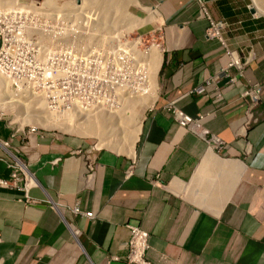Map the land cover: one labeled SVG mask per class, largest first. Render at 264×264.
Returning a JSON list of instances; mask_svg holds the SVG:
<instances>
[{
    "label": "crops",
    "instance_id": "obj_1",
    "mask_svg": "<svg viewBox=\"0 0 264 264\" xmlns=\"http://www.w3.org/2000/svg\"><path fill=\"white\" fill-rule=\"evenodd\" d=\"M128 5L149 20L140 30L161 53L155 99L140 120L134 149L94 150L96 172L89 179L91 144L83 135L12 132L0 120V176L10 174L3 144L9 141L38 184L29 204L18 200L19 191L0 188V264H128L110 261L127 254V224L149 232L152 264H264V96L259 102L242 97L246 86L264 82V19L251 12L250 0ZM202 5L228 22L225 39L244 63L243 75L231 69L237 84L217 80L224 95L219 104L216 87L205 95L191 92L229 62L222 42L207 35ZM173 103L194 117L210 112L202 126L225 147L218 150L200 131L181 126L168 109Z\"/></svg>",
    "mask_w": 264,
    "mask_h": 264
},
{
    "label": "built area",
    "instance_id": "obj_2",
    "mask_svg": "<svg viewBox=\"0 0 264 264\" xmlns=\"http://www.w3.org/2000/svg\"><path fill=\"white\" fill-rule=\"evenodd\" d=\"M2 1V0H0ZM0 5V80L8 83V98L20 105L44 102V110L50 121L67 118H79L93 113L117 112L128 97L144 96L150 87L151 50L155 41L146 43L141 35L130 33L105 34L98 29L95 16H89L82 3H75L74 12L56 11L49 5L37 2V5ZM41 5V6H38ZM202 12L208 20L207 35L218 38L229 55L228 64L215 75L191 92L205 95L212 87L217 88L215 103H222L224 95L216 85L217 80L226 79L229 84L240 82L238 75L231 72L236 67L243 75L244 63L240 53L231 49L225 39L228 22L215 20L202 5ZM99 32V33H94ZM117 32V31H116ZM264 96V82L249 84L242 97H250L259 102ZM168 109L181 126L200 131L210 145L218 150L225 142L218 136L209 134L202 126L210 112L192 116L175 103ZM33 132L39 126H30ZM25 128H18L17 131ZM9 145L8 142H6ZM9 163L8 177L0 176V188L20 192L19 201L25 204L35 202L31 189L37 185L27 165L21 160L19 150L13 146ZM88 153L87 177L93 178L96 163ZM131 166L128 174L133 173ZM87 217H93L90 211L79 206L74 209ZM131 236L127 242V254L117 255L111 260H123L128 264H152L147 257L150 248V234L137 224H127ZM2 240L0 236V241Z\"/></svg>",
    "mask_w": 264,
    "mask_h": 264
},
{
    "label": "bare ground",
    "instance_id": "obj_3",
    "mask_svg": "<svg viewBox=\"0 0 264 264\" xmlns=\"http://www.w3.org/2000/svg\"><path fill=\"white\" fill-rule=\"evenodd\" d=\"M6 1L10 2L11 0H6ZM6 1H4V3ZM78 1H79V3L82 2L81 0H78ZM90 1L92 2V5L90 7L86 6V8L88 9V10L86 9V11H87L88 15L91 16L92 15V13H91L92 9H95L96 15L98 17L102 16V19H103L102 20V29L103 30H107L106 22H108V24H109V21L112 20V23L110 24L112 26V28L117 29L119 33H122V31H123L122 29L124 28L123 25L125 23L129 22L130 19H134V18H130L126 14V8H127L128 4H125V2L122 0H90ZM255 1L260 5L261 9L264 11V0H255ZM2 2H3V0H2ZM7 2L5 3L6 5H7ZM12 2L15 3V5H17V4L22 5V0H13ZM12 2H10V3H12ZM57 3H60V4L65 3L66 5L68 3L67 9H69L70 11L75 10L74 9L75 3L71 2L69 4V2L66 3V2H64V0L63 1L58 0ZM25 4H27V3L25 2ZM66 5H65V7H66ZM85 5H86V2H85ZM60 7H62V6H60ZM114 10H116V11L120 10L119 12H122V13L119 15H115V14H113ZM59 11H60V9H59ZM135 20L137 21V23L139 25H142L141 22H144V24L146 26L149 24V20H148V22L142 21L140 19H135ZM125 29L126 28H124V31H125ZM126 30H128V29H126ZM151 55L153 57V60L151 63L150 79H152V81H153V79L157 77V72L159 71V67H160V63H161V53H160L159 48L156 45L153 46V48L151 50ZM156 84H157V82H156ZM153 86H154V84L152 83L151 88L149 87V90L147 93L148 96H147V94L144 96H139V97L137 95L136 96L134 95V98L132 100H130L129 102L132 103L133 106H134L135 102H137V104L135 103V105H137V106H139L138 104L141 102L140 104H142V106L140 105L139 107L142 109H147L155 99V89H156L157 85H156V87H153ZM150 92H151V94H150ZM141 98H143V99L141 100ZM38 101H40L41 103H38ZM10 102H12V101H10ZM42 104L44 106V102L42 100H37L35 104H31V105L26 104L24 106L21 105L20 112L24 114L23 111L26 110L27 111L26 113L29 115L28 112L30 111V108L32 106L36 105L37 109H36V107H34V108L32 107L31 111H33V109L36 111H39L40 117L39 118L37 117V118H38V120H41L42 111H40V109L44 108L42 106ZM124 105H126V104L124 103ZM129 109H130V106H129ZM124 112H127V111L123 110V112H122L120 109L118 110V112H117V113H119L118 119L113 118L112 116H108L104 113L102 115H99V116L94 117V118H90L91 116L87 115L83 118V121L79 120V118H70L71 120H74V122L78 123V125L69 126L68 128L62 126V121H56V122L50 121L49 116L47 119H42V120L44 121L45 124L47 123V125L49 127L50 126L51 127H55V126L62 127L64 130H68L71 132H73V131L78 132V133L83 134V136L84 135L85 136L96 135L100 138V146H108L110 148L115 147L118 149L119 152L132 153V150L134 149L133 146H135V143L138 139V136H139V133L141 130V124H139L137 122V125H130L128 130L122 128L123 125L121 124V121H122L121 116L123 114H125ZM26 113H25V115H27ZM90 115H93V114H90ZM23 121H24V118H23ZM43 121H41V122H43ZM24 122H26V121H24ZM106 122H108V123H106ZM64 123H66V122H64ZM124 123H125V121H124ZM111 124H116V125H111ZM110 136L113 137L116 141H118V143L120 142V144H118L117 142L111 144L110 143L111 139L109 140Z\"/></svg>",
    "mask_w": 264,
    "mask_h": 264
},
{
    "label": "rangeland",
    "instance_id": "obj_4",
    "mask_svg": "<svg viewBox=\"0 0 264 264\" xmlns=\"http://www.w3.org/2000/svg\"><path fill=\"white\" fill-rule=\"evenodd\" d=\"M4 1H6V0H3V2L1 1L0 2V5H6L5 3L7 2H5L4 3ZM13 0H11L10 2H12ZM63 1V0H62ZM82 2H80V3H82V8L84 7L85 9H87L86 8V6H91L92 5V2L90 1V0H81ZM122 1H124L125 2V4H129L130 3V1L131 0H122ZM10 2H7V5L6 6H11V5H15V3H10ZM25 2H29V3H31V5H37V2H39V3H42V2H44L43 4H46V5H49L50 7H52L54 10H56V11H59V9H60V11H65V12H74V11H70L69 9H67V5H68V3L67 2H69V4L72 2V3H77V2H79L78 0H64V2H66L67 3V5L65 4V3H63V4H60V3H57L58 2V0H22V5H26L25 4ZM85 2H86V5H85ZM250 3L253 5V6H255L256 7V10H257V14H259L260 15V18H262V19H264V11L261 9V7H260V5L255 1V0H250ZM60 6H62V7H60ZM65 5H66V7H65ZM38 6H41V5H38ZM64 6V7H63ZM258 7V8H257ZM75 9V8H74ZM88 10V9H87ZM120 10H118V11H116V10H114L113 11V14H115V15H119V14H121L122 12H119ZM86 13H87V11H86ZM92 15L91 16H95L96 18H97V20H98V22H97V24H96V27L98 28V29H102V16H97L96 15V11H95V9H92ZM95 14V15H94ZM126 14L130 17V18H134V19H130L129 20V22H127V23H125L123 26H124V28H126V29H128V30H126L125 29V31H124V28L122 29L123 31H124V33H130V32H133L132 33V36H138V35H141L143 38H144V40H145V42L146 43H150V42H152V41H154L153 39H152V37H151V35L150 34H142V33H144V31H142V30H140V29H142L144 26H146L145 24H144V22H141L142 23V25H139L138 23H137V21L135 20V19H140V18H138V17H136L134 14H132V12L129 10V5L127 6V8H126ZM87 15H88V13H87ZM140 20H142V21H146V22H148V20H143V19H140ZM112 23V20L111 21H109V24H108V22H106V26H107V30H104L105 31V34H114V33H117V34H120L119 32H118V30L117 29H113L112 28V26L110 25ZM121 30V29H120ZM117 31V32H116ZM122 31V32H123ZM94 33H99V32H94ZM151 54V53H150ZM152 81V79H150V88H151V85H152V83L154 84V86L153 87H156V82H157V77L156 78H154L153 79V81ZM0 85H1V88H2V96H3V92H4V94H9V88H8V83L7 82H5V80H0ZM156 92H157V90H156ZM150 94H151V92H150ZM149 94V95H150ZM156 94H158V92L156 93ZM136 96V95H135ZM147 96H148V94H147ZM139 97V96H138ZM134 98V96L133 97H128L124 102H122V105H123V107L122 108H120V110L123 112V110H125V111H127V112H124L125 114H123L122 116H121V124L123 125V127L122 128H124V129H127L128 130V128H129V126L130 125H137V122L139 123V124H141V122H140V120L141 119H143L142 117H144L145 118V116H146V114H147V112H148V110H149V107L147 108V109H142V108H140L139 106L141 105L142 106V104H138L139 106H137V105H135V103L137 104V102H135L134 103V106H133V104L132 103H130L129 101L130 100H132ZM143 98H141V100H142ZM10 101H12V100H10V99H8V98H5V99H2V101H0V120H2L3 122H5L6 124H7V126H9V127H15L14 129H17V128H20V129H22L23 127L25 128V129H27L28 127L27 126H39V127H41V129H45V130H47V131H57V132H61V133H66V134H69V135H74V136H79V135H83V134H81V133H78V132H71V131H68V130H64L62 127H58V126H55V127H49L48 125H47V123L45 124L44 123V121L42 120V119H47L48 118V114L45 112V110H44V108H42V109H40V111H42V113H41V115H42V118H41V120H38V118L40 117L39 116V111H36V110H34L33 109V111H31V108L33 107H36V109H37V106L36 105H34V106H32L31 108H30V111L28 112L29 113V115L26 113L27 111L26 110H24L23 112H24V114L23 113H21L20 112V110H21V105L20 104H17L16 102H10ZM36 103V102H35ZM34 103V104H35ZM38 103H41L40 101H38ZM124 103L126 104V105H124ZM130 103V104H129ZM42 106H43V104H42ZM129 106H130V109H129ZM132 106V107H131ZM44 107V106H43ZM151 107V106H150ZM119 110V109H118ZM142 110V111H141ZM118 112V111H117ZM115 113V112H106V113H104V112H102V113H93V115H90L89 114V116H91L90 118H94V117H97V116H99V115H102L103 113L104 114H106V115H108V116H112L113 118H119V113ZM25 113L27 114V115H25ZM37 113V114H36ZM36 114V115H35ZM95 115V116H94ZM128 115V116H127ZM38 117V118H37ZM23 118H24V121H26V122H24L23 121ZM31 119V120H30ZM28 120V121H27ZM34 120V121H33ZM37 120V121H36ZM80 120V119H79ZM139 120V121H138ZM41 121H43V122H41ZM62 121V126L63 127H66V128H68L69 126H74V125H78V123H76V122H74V120H71L70 118H65V119H63V120H61ZM69 121V122H68ZM81 121H83V119L81 120ZM124 121H125V123H124ZM64 122H66V123H64ZM24 123V124H23ZM106 123H108V122H106ZM111 125H116V124H111ZM83 137V136H82ZM84 138L85 139H87L89 142H90V144H91V146H96L97 144V148H103V147H105V148H107V149H112V150H118L117 148H109L108 146H100V138L98 137V136H96V135H92V136H90V135H87V136H85L84 135ZM111 139V140H110ZM109 140H110V143L112 144V143H115V142H117L118 143V141H116L113 137H111L110 136V138H109ZM118 144H120V142L118 143Z\"/></svg>",
    "mask_w": 264,
    "mask_h": 264
},
{
    "label": "clouds",
    "instance_id": "obj_5",
    "mask_svg": "<svg viewBox=\"0 0 264 264\" xmlns=\"http://www.w3.org/2000/svg\"><path fill=\"white\" fill-rule=\"evenodd\" d=\"M28 128L27 129H25L23 132H27V131H30V132H33V131H31L30 129H29V127L30 126H27ZM18 130V128L17 129H12V132L13 131H15V132H19V131H17ZM43 130H45V129H41V127H40V129H38V131H43ZM20 131H22V130H20ZM36 132V131H35ZM4 143V145L6 146V147H8L9 148V150H10V156H11V159H12V153H13V149L11 148V147H13V146H11V144H10V142L9 141H3ZM6 142H8L9 143V145H7L6 144ZM97 146V145H96ZM96 146H91L90 147V149L89 150H91L92 152L94 151V150H97L98 148V146L96 147ZM11 148V149H10ZM18 150H19V148H18ZM92 152H91V154H92ZM19 156H20V158H21V155H20V152H19ZM90 158H92L93 159V157H92V155L90 156ZM21 160H22V158H21ZM94 160V159H93ZM23 161V160H22ZM11 162V161H10ZM24 162V161H23ZM25 163V162H24ZM26 164V163H25ZM28 167V166H27ZM10 168V167H9ZM11 169V168H10ZM29 169V168H28ZM30 171V170H29ZM34 178V177H33ZM35 180V179H34ZM35 182H36V180H35ZM37 183V182H36ZM38 185V184H37ZM36 185V186H37ZM35 187V186H34ZM30 193H31V191H30ZM32 196V195H31ZM22 203H24V202H22ZM75 209V208H74ZM82 210V209H81ZM81 214V213H80ZM2 238V237H1Z\"/></svg>",
    "mask_w": 264,
    "mask_h": 264
},
{
    "label": "water",
    "instance_id": "obj_6",
    "mask_svg": "<svg viewBox=\"0 0 264 264\" xmlns=\"http://www.w3.org/2000/svg\"><path fill=\"white\" fill-rule=\"evenodd\" d=\"M250 9H251L252 13H256L257 12L256 7L253 6V5L250 6Z\"/></svg>",
    "mask_w": 264,
    "mask_h": 264
}]
</instances>
